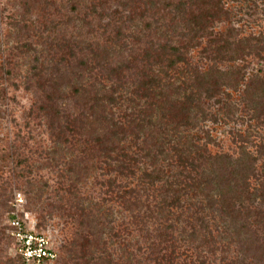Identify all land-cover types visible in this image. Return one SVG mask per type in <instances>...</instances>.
Here are the masks:
<instances>
[{
	"label": "trees",
	"instance_id": "obj_1",
	"mask_svg": "<svg viewBox=\"0 0 264 264\" xmlns=\"http://www.w3.org/2000/svg\"><path fill=\"white\" fill-rule=\"evenodd\" d=\"M24 2L14 24L34 23L29 10L35 4L46 29L67 30L48 42L56 58L37 80L44 100L36 105L56 148L81 145L79 163L61 174L71 179L68 193L95 158L109 175L107 196L130 202L138 208L136 219L158 230L138 255L126 251L118 262L107 253L94 255L93 227L102 236L103 217L77 198L79 231L64 264H212L217 249L226 252L232 243L237 255L224 264L264 260V140L255 153L243 146L236 155L212 153L200 126L207 115L202 100L235 88L241 71L201 70L191 63V48L207 36L218 61L252 51L249 39L213 32L227 15L221 0H67V11L56 19L50 18L55 0ZM34 71L40 73L38 66ZM254 81L257 89L249 90ZM246 91L256 92L250 107L260 119L264 77L252 79Z\"/></svg>",
	"mask_w": 264,
	"mask_h": 264
},
{
	"label": "rangeland",
	"instance_id": "obj_2",
	"mask_svg": "<svg viewBox=\"0 0 264 264\" xmlns=\"http://www.w3.org/2000/svg\"><path fill=\"white\" fill-rule=\"evenodd\" d=\"M24 3V0H0V264H17L7 229L11 211L15 208L12 200L16 192L21 194V208L26 221L48 237L59 254L61 264L67 257L66 247L79 231L77 198L90 206L92 213L103 217L102 236L98 225L93 227L96 237L92 234V254L106 258L107 253L116 262L123 259L126 251L138 255L141 248L156 238L158 230L152 222H140V215L136 219L134 214L138 213V208H131L130 202L122 204L107 196L109 175L100 167L102 162L89 159L86 162L88 168L76 187L71 194L67 191L71 179L61 174L67 172L68 166L79 163L75 158L81 145L71 149H66L67 146L56 148L43 112L36 105L37 101L44 100L37 80L39 77L42 79V71L47 74L53 69L56 58L55 50L48 42L56 40V36L66 29L57 28L52 32L46 29L48 21L41 23L38 19L41 12L35 4L29 10V16L36 20L34 23L23 28L14 24L12 20L23 13ZM221 3L227 15L212 25L213 32L217 35L229 30L230 38L241 39V43L249 39L252 51L248 54L243 52L237 60L226 57L218 61L214 57L215 46L208 45L207 36L199 37L198 43L191 48V63L201 70L218 67L227 72L241 71L235 88L226 86L220 95L202 100L207 111L206 118L200 121L204 130L202 138H210L208 147L212 153L236 155L241 146L255 153L258 142L264 140V115L260 119L254 117L250 105L256 104V92H247L246 84L257 77H264V0H221ZM67 4V0H55L54 6L50 7V18L62 16L67 11ZM251 35L258 40L250 38ZM28 43L31 47L27 49ZM34 66H38L40 73L36 71L35 74ZM258 83L251 84L253 87L249 90L257 89L254 86ZM53 150L55 153H50ZM261 162H257V167ZM14 170H22L24 176H16ZM128 180L122 179L121 182L134 185L135 181ZM139 210L145 212L148 209ZM114 231L120 234L118 238L113 237ZM235 255L237 249L232 243L226 252L217 249L211 259L212 264H224ZM257 264H264V260Z\"/></svg>",
	"mask_w": 264,
	"mask_h": 264
},
{
	"label": "built area",
	"instance_id": "obj_3",
	"mask_svg": "<svg viewBox=\"0 0 264 264\" xmlns=\"http://www.w3.org/2000/svg\"><path fill=\"white\" fill-rule=\"evenodd\" d=\"M22 203L21 194L16 192L12 200V206L15 208L12 209L8 220V232L14 241L13 250L14 254L19 256V264H60L59 254L51 246L48 237L26 221Z\"/></svg>",
	"mask_w": 264,
	"mask_h": 264
}]
</instances>
